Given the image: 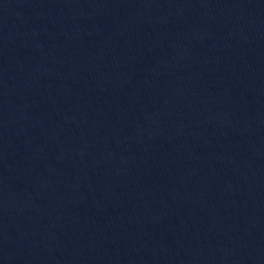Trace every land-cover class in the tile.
<instances>
[{"label":"water","instance_id":"95a60500","mask_svg":"<svg viewBox=\"0 0 264 264\" xmlns=\"http://www.w3.org/2000/svg\"><path fill=\"white\" fill-rule=\"evenodd\" d=\"M233 264H264V261L245 262V263H233Z\"/></svg>","mask_w":264,"mask_h":264}]
</instances>
